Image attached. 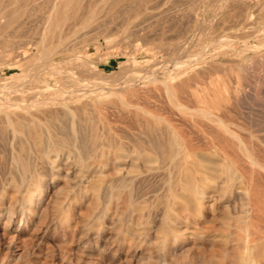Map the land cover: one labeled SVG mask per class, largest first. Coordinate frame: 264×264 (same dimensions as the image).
<instances>
[{"label": "rangeland", "instance_id": "obj_1", "mask_svg": "<svg viewBox=\"0 0 264 264\" xmlns=\"http://www.w3.org/2000/svg\"><path fill=\"white\" fill-rule=\"evenodd\" d=\"M23 1L24 0H6L5 2L2 0L0 2V7L5 6V3H14L10 5H14V7L18 8L17 10L15 8L18 13V15L17 13L14 14V16L17 15L16 17L12 16L10 22L8 21V23L0 25V79L15 75L18 79L21 78V69L29 70V68L32 69L33 66V68L36 69L39 64V53L37 49H40L43 45L51 46L55 44L56 39L51 41L52 43L49 40L50 31L55 32V35L61 33L62 40H65V45L69 46V52H71L70 55H67L66 52L61 54V63L63 65L66 67L71 66L70 69L73 68V71H77L78 69L76 68L81 67L77 72H84V68H86L87 72H84L86 73L84 74V78L90 86L93 85V82L96 83V80L104 79L108 85L119 88L113 91V93L103 97L102 100L95 101V103L93 102L95 105L91 103L90 105H83L82 107L84 113L87 114L88 112L90 115L93 113L91 117L90 115L87 116L84 114L87 118L89 117L88 119H90L93 124L99 122L98 124L100 127L102 126L101 123L103 124V122H105L104 120L111 119L114 123L109 121L113 124L111 125L109 123V125L117 129L116 127L119 125L116 122L120 121V119L118 120L117 118V114L120 118L121 112H123L122 110L126 108L140 111L142 109L141 106H143L146 110L161 111L164 109V111H166L172 107L166 95L167 88L165 84L161 82V80L163 81L165 78L162 69L164 66H167L168 61L176 58L178 59L180 53L176 47L182 46V49L180 48L181 51L185 50L184 52L186 54H184L189 55V59L190 56L194 58L196 55L200 58L193 63V66H196L193 70L172 77L169 83H171L170 86L172 89L173 86L174 88L176 87L173 91L181 95L183 91L189 92V90H194L199 93L200 98H204V102H199L201 105H208L210 107H213V105L217 107L221 106L220 108L222 109L225 105L230 106L233 109V114L237 116L235 122L245 128V130H242L244 128H239L240 131L242 130L243 132H239L238 129L240 135L244 140L247 139L248 142L251 143H247V145L248 147L250 146L249 148L255 152L256 155L259 157L263 155L261 157H264V145H259L264 144V0H231L233 4L230 6V9L224 6L225 0H102V3L99 2L101 0H77V3L79 1L80 3L82 2L81 5L79 3L81 6L80 8H82L83 3V7L87 8V11L82 8L83 11L81 9L80 12V8L78 9L79 6L77 8L73 6L76 4V0H74V4L72 1L70 5L73 4L71 8H74L76 11L68 8V13H63L62 9L56 12L49 11L48 8L50 7L47 5L51 4L52 0H26L27 3ZM89 1H91L92 4L90 2L89 5H87ZM103 1L107 3V5H104L105 3H103ZM93 2H97L103 6L95 3L93 4ZM20 3H23L25 8L23 4H21L20 7ZM95 5L98 6L96 7ZM192 5L195 6V9L190 11V9L193 8ZM75 6H77V4ZM235 7L236 11H234ZM241 8L242 10H240ZM243 8L246 10H243ZM45 9L46 11L48 10V12H46ZM222 9H227L226 11L231 12H227V15H223L222 13L224 11ZM252 11L256 12L254 13ZM191 12L194 14L193 22L191 27L185 32L183 27H185L188 20L187 16L189 17ZM235 12L237 15L234 16V14H236ZM231 13L233 15H231ZM228 14H230V18ZM240 14L244 16L240 17ZM226 16L228 17L227 19ZM239 18H241L240 20L242 21L238 20ZM44 19L50 21L45 27L43 25ZM236 20L239 23L235 22ZM199 22H202L204 26L209 22L221 23L216 27H206V29L198 30L196 24ZM3 26L5 28H3ZM2 28L4 30L3 32L1 30ZM44 29L48 32L46 39L42 38V30ZM253 29L255 32H253ZM174 33H176V35ZM218 36L231 37L232 40L229 42H222L223 44L221 45V42L217 41L219 39ZM182 42L187 48L183 46ZM226 43L229 47L224 45ZM222 46H225L226 49ZM33 49L36 52L22 62H17L14 58L19 52L25 51L31 54V50ZM194 54L195 56H193ZM175 55L177 57H175ZM134 74H137V78L132 83L127 84V81L130 80V77ZM154 74L157 76V80H151L150 75L152 76ZM197 75L198 77H196ZM185 77H189L190 79H188L190 81L182 79H185ZM57 80L58 79L51 78L52 83H55ZM179 81L184 83L181 84ZM180 84L183 87H181ZM188 85L190 86L186 87ZM191 85L193 87L195 86L194 89H192L193 87ZM31 86L34 85L31 84ZM1 87L6 86L2 85ZM9 87L17 89L21 86L12 84V86H7L6 88ZM36 88L39 90L38 86H36ZM195 88H197V90ZM201 90H203V94ZM19 92L23 98H26L23 89ZM220 93L222 96L218 95ZM49 94V91H45L42 96H47ZM208 97L213 98L209 99ZM165 99L170 104L165 102ZM236 101H238L237 103H241L236 105ZM195 103L196 101H194L193 104L190 102L191 105H198V103ZM233 103H235V105H233ZM130 104L134 105L130 106ZM168 105L169 108H167ZM161 106L164 108H161ZM120 107L124 108L121 109ZM86 110L88 111L86 112ZM116 110L119 111V113L116 112ZM238 111L243 112L241 114L244 116L239 115L240 113ZM239 116H241V118ZM92 117H95V119ZM102 118L104 120H102ZM98 119L102 120L101 123ZM248 120L249 122H247ZM104 124L108 123L105 122ZM55 125L57 131H59L61 126L60 123L57 124L55 121ZM256 131L258 133H256ZM254 136L258 138L255 139ZM245 142L247 141L245 140ZM231 143L232 142H228V147L234 145L235 149H228L230 152L226 149L228 153H224L223 150L219 151V147L218 151L221 155L223 153L222 156L219 155V158H223V161H226V158L229 157L228 161L232 163L231 161L234 162L236 159L233 156H237L235 160L237 163H234L237 165H233L237 168H240L238 165L244 166L246 169L248 168L247 170L250 169L249 173L252 174L251 171L254 168L246 164L236 144L233 143L232 146H229ZM206 148L207 150L209 149V152L216 153L210 150V146ZM232 149H234V152ZM255 150H258V153ZM236 152L237 154L239 152V155H235L234 153ZM225 154L229 155L227 156ZM76 160L77 157L75 155L69 156L67 160L68 166L62 167L60 173L57 174L45 173L40 177L39 185L37 182L34 183L31 180V173H0V184L3 182V185H0V210H3V213L0 215V264H240V257L244 252V247L243 242L235 238L238 233L241 234L239 232V225L237 228L238 230L236 226L239 223L240 225L241 223L242 225L245 224V217H242V213L245 212L242 209H244L243 205L245 201H247L248 195L239 188L235 190L236 187L234 186H232L233 188L231 187L233 192L228 189V191L225 190L227 191L225 193L224 189L220 186L223 181L222 177L218 178L219 180L217 179L210 182L221 189L215 188L216 190H214V187H205L204 194L202 193L200 195L202 202L203 200L206 201L203 202L202 217L195 216V218L194 215L192 217L191 212L188 210H185V212H189L188 214L181 210L182 213H180V216L182 217H178L179 219L174 218L170 221L175 229L179 230L175 231V233L178 232L180 234L177 233L175 236V233L169 230L164 234L167 229V222L163 219L165 204L164 201L162 202V199L165 200L168 196L169 187L166 182L167 174L157 173L156 175V173H152L151 175V173H148L150 177L148 174L137 175L136 180V177L131 179V181H135L134 184L129 185V183H124L120 179L121 176L126 173H119L120 175H118L111 162L112 167H110V163L108 164L109 167L107 164L104 165L105 167L107 166L108 169L106 167L105 173H100L103 174V181L98 183V190L96 189L93 195L94 189L91 191V182L95 179L94 175L96 176V174L95 172L93 173V171L95 170L94 165L96 167L97 164L95 162H93V164L92 162L88 164L89 171L83 172V174H88L84 175L85 178L83 176L80 177L82 178L81 182L77 180L80 179L79 177L76 178L79 169L78 160ZM237 160L242 161L238 162ZM247 170L244 172L242 169H238L239 173L236 175L239 177L244 175L249 184L251 182L253 183L250 184V191L253 193L257 192V194H255L257 196L253 197L254 194L250 192L249 197L255 198L258 201L260 198L263 200V171H258V173L260 172L261 174H258L256 171L255 173L257 175L253 172L254 175L252 174V176L247 174ZM241 173L243 174L240 176ZM160 174L162 176L164 174V176L160 177ZM48 175L52 177L50 178ZM87 175L89 176L87 177ZM66 176L68 179H66ZM117 176H120L118 178L120 180L117 179L120 182L116 180ZM224 176L226 177L225 174H223V178H225ZM110 177H112V179ZM155 177L158 178L156 179ZM105 178L108 181H106ZM149 178H152V181L155 178L154 182L157 185L155 186L153 182V184H151ZM159 178H162V180L165 179V182L163 183L161 179V181H159ZM251 179L253 180L251 181ZM143 180L147 181H144L142 184ZM136 181H138L139 184ZM148 181L149 183H147ZM4 182H6V185H4ZM73 182H75L77 187ZM135 183L137 185H135ZM13 184H15V186ZM20 184H22V186H20ZM146 184L150 187L154 185V189L151 187L153 191L150 187L146 186ZM29 185L31 188H29ZM88 185L89 187L91 186V189ZM128 186L130 187L128 188ZM10 187H12V190ZM6 189L9 190V192ZM132 190L134 192L133 202H136L134 204L139 205L138 200H143L141 198L144 197L145 201H142L144 208L140 210L141 212L132 209ZM145 190H149L148 194ZM141 192H145V194ZM25 194H32L33 199L38 201V206L33 209L34 212H30L27 208L24 199L26 196ZM66 194L67 196H65ZM219 194L221 196H219ZM224 194L226 196H224ZM241 196L243 198H241ZM36 197L37 199H35ZM20 200L24 202V204L21 203ZM214 200L215 208L212 211L207 205L208 202H213ZM160 202L163 203V205ZM11 204H13L12 207ZM205 204L206 206H204ZM13 207L16 208L14 209ZM4 208L6 210H4ZM12 208L13 211H15L9 220L8 215L10 212L8 211ZM61 209L64 213L61 212ZM118 211L120 212L118 213ZM226 215L231 216V219H228ZM22 216L26 219L28 218L30 222L25 221V224H20ZM225 216L227 217L225 220L226 222L224 221ZM243 216H245V214H243ZM238 218L239 220L236 224V219ZM6 219L10 226H19L21 228H19L20 231L5 234L3 228ZM22 219V223H24V218ZM254 219L251 221L252 223L248 220V222H250V227L256 225V220ZM160 224L163 226L162 228L159 227ZM251 224H253V226H251ZM145 225L147 228L143 229L142 227ZM227 226L229 227L226 228ZM162 230L164 232H162ZM224 233H226L225 238L215 237L217 234ZM235 248L236 250L238 249V255L236 254ZM254 252V254H257L256 250H254ZM254 254L252 255V258L255 259L254 264H260L264 259L258 254L255 257ZM235 260H237V262H235Z\"/></svg>", "mask_w": 264, "mask_h": 264}, {"label": "bare ground", "instance_id": "obj_2", "mask_svg": "<svg viewBox=\"0 0 264 264\" xmlns=\"http://www.w3.org/2000/svg\"><path fill=\"white\" fill-rule=\"evenodd\" d=\"M1 1L2 0H0V2ZM3 1L6 2V0H3ZM8 1H10V0H8ZM25 1L26 0H24L23 2H25ZM72 1L74 4V0H52V3L48 4L47 6L50 7V8H48L49 11L56 12L59 9H62L63 13H68L67 9L72 7L73 4L70 5V3ZM80 1H82V0H80ZM80 1L77 3V0H76L77 6H75L76 4L73 6L75 8H77L79 6L78 7V9H79L81 7L80 5L82 3V2L80 3ZM92 1H94V0H92ZM90 2L91 1H89L87 5H89ZM99 2L102 3V0ZM25 3H27V1ZM79 3H80V5H79ZM94 3L95 2H93V4ZM103 3H105V2L103 1ZM134 3H135V1H134ZM5 4H6L5 6L0 7V25L8 23V21L10 22V18H12V16H14V14L17 13L16 10L18 9V8L14 7V5L13 6L10 5V4H14V3H10V4L5 3ZM7 4H9V5H7ZM21 4H23V3L19 4L20 7H21ZM83 4H82V8H84ZM91 4H92V2H91ZM95 4H98V3L96 2ZM232 4L233 3L231 2V0H225L224 6L227 8L229 7V9H230V6ZM69 5H70V7H69ZM98 5H102V4H98ZM98 5H95V6L97 7ZM104 5H107V3H105ZM194 5H192L193 8L190 9V11H193L195 9ZM17 6H18V3H17ZM95 6H94V8H95ZM23 7L25 8L24 4H23ZM15 8H16V10H15ZM82 8H80L79 12L81 11ZM90 8H91V6H90ZM84 9H86V11H87V8H84ZM101 9H99V10H101ZM244 9L245 8H243V10ZM246 9H247V5H246ZM31 10H33V9H31ZM226 10L227 9L223 10L224 11L222 13L223 15H225V14L227 15L228 11H226ZM240 10H242V8ZM18 11H20V10H18ZM45 11H46V9H45ZM82 11H83V9H82ZM234 11H236V7H235ZM46 12H48V10ZM77 12H78V10H77ZM230 12H228V13H230ZM252 12H254V11H252ZM242 13H243V11H242ZM238 14H239V12H238ZM17 15H18V13H17ZM65 15H67V14H65ZM228 15L230 18V14H228ZM231 15H233V14L231 13ZM235 15H237V13L234 14V16ZM16 16H14V17H16ZM243 16L244 15L241 16V14H240V17H243ZM193 18H194V14H193V12H191L189 17L187 16L188 20L186 19L187 22L185 24V27H183L184 28L183 30L185 32L189 27H191V24L193 22ZM218 18H220V17H218ZM227 18L228 17L226 16V19ZM240 19L241 18H239L238 20H240ZM247 19H249V18H247ZM240 21H242V20H240ZM49 22L50 21L48 19H46L43 22L44 27L47 24H49ZM221 22H219V23H221ZM233 22H234V20H233ZM235 22H237V20ZM219 23L209 22L208 24L206 23L207 24L206 26H204V24L202 22H199L196 24V28L198 30H201L204 28L206 29V27H208V28L209 27H216ZM237 23H239V22H237ZM237 25H239V24H237ZM3 28H5V27L3 26ZM3 28L1 29L2 32L4 31ZM248 28H250V27H248ZM254 29H253V32H255ZM47 33L48 32L46 29L42 30V38L43 39L47 38ZM223 33H225V32H223ZM256 33H257V29H256ZM75 34H78V33H75ZM174 34L176 35V33H174ZM259 34L261 35L262 33H259ZM5 36H6V34H5ZM218 37H217V39H218ZM55 39H56V42L54 45H51V46L43 45L40 49H37V52L39 53V56H38L39 57V64H38V67L36 69L33 68L34 66L32 67V69L29 68V70L21 69V71H20L21 72L20 73L21 78H18V79L16 78V75L0 79V173H31V180L34 183L37 182V184H38V183H40L39 182L40 177L43 176L45 173H56V174L60 173V169L62 167L68 166L67 165L68 157L71 155H75L77 157V160H78V161L77 160L76 161L79 164L78 165L79 169L77 172L78 174H76V178L77 177L80 178L81 176L84 177L85 174H88V173L83 174V172L89 171L88 164L90 162H92V164H93V162H95L97 164L96 167L94 165L95 170L94 171L92 170L93 173L95 172V174H96V176L94 175V177H95L94 180L92 179L93 177L91 178L93 181L91 182L92 187L91 186L90 187L92 188L91 191H93V189H94L93 195L95 193V190L96 189L98 190V188H97L98 183L103 181V179H102L103 174H100V173H105L106 167L107 166L109 167L108 164L109 163L111 164V162L114 165V168L116 169V172L118 173V175H120L119 173H122V174L126 173L125 175L121 176L120 179L124 183H127V184L129 183V185L134 184L135 181L133 182V181H131V179H133V177H136L135 178V180H136L137 175L148 174V173H151V175H152V173H156V175H157V173H165V175L167 174L166 182H167L169 188H168L167 198L165 197L166 198L165 200L162 199V202L164 201V204H165L164 205L165 211L163 214L164 215L163 219H165V221L167 222L166 223L167 229L165 230L166 232H164L162 230V232H164V234H166L168 232L167 230L174 232V233H175V231H179V230L175 229V227L170 223V221L174 218H177V219L181 218L182 216H180L181 215L180 213H182V212H184V213L187 212L186 214L191 212L192 217H193V215H194V217L195 216H198V217L201 216L202 217V210H203V204H204L203 202H206V201L203 200V202H202L200 195L205 191L204 190L205 187H210V188L214 187V190H216L215 188L219 189L220 187H217V185H215L214 183H213L214 184L213 185L210 182L215 181L218 178L222 177L223 181H222V185L220 184V186L224 189L225 193L228 191V189L232 190V192H233L232 186H234V187H236L235 190H237V188H239L242 192H244L248 195V199H247V201H245V204L243 205L244 209L241 208L245 212V213H242V217H245V224L242 225V223H241L242 226L240 225V223L237 224V221L239 220V218L236 219V224H237L236 229L238 228V225H239V230H240L239 232L241 234H239L237 232L238 233L237 235H239V236L236 235L235 238L237 240L243 242V247H244V250L242 249L244 252L242 251L243 253L240 257V264H254L255 259L252 258V255L255 253L254 250L257 251L256 253L262 259H264V239H263V237H264V198H263V200H261V198H260V200H259L260 202H259L255 198L253 199L252 197H249L250 192L253 193L252 191H250V184L252 183L251 181L253 179H251V181H249V182H251L249 184L246 180V176L243 175L245 177L244 178L243 176L239 177L236 175L237 173H239L238 169H242L245 172L248 168L246 169L244 166L242 167L239 165H238V167H240V168H237L236 166H234V165H237V164H234V163H237V162H235V160L237 159V156L236 157L233 156L234 158H236L235 160L231 156V158L234 160V162L231 161L232 163H230V161H228L229 157L226 158V161H223V158H219V155H221V153L219 151L223 150L224 153H228L227 152L228 149L234 148L233 143L236 144L238 146V149L241 151V154L243 156V160L246 162V164L248 166L254 168L253 170H255V171H253L251 168L252 174H253V172L255 173L256 171H257V173H258V171H263V173H264V160H263L264 157H261L263 155H261L260 156L261 158H260L258 155L255 154V152H253L249 148L250 146L248 147L247 143H249V144H251V143L248 142L247 139H245L247 141V142H245V140L242 138V136L239 133L242 130H245V128L242 127L241 125H239V123L235 122L237 116L233 114V109L230 106H227L224 104L225 106L222 109V108H220L221 106L217 107V106H214L213 104H212L213 107H210L208 105H201V103L199 104V102H204L203 101L204 98L203 99L200 98L198 92H196L194 90L193 91L189 90V92L183 91V93L181 95H179L173 91V89H175L176 87L174 88V86H173V89H172L170 86L171 83H169V81L172 79L173 76L181 74V73H186V72L193 70V68L196 67V66H193V63H195L200 57L197 55L195 56V54H194L193 56H195V57L192 58L190 56V59H189V55H185L186 54L184 52L185 50L181 51V49H182L181 45H180L181 47H176V49L178 50L180 55L178 54L179 55L178 59L177 58L172 59V60L168 61L167 66H164V68L162 69V72L165 74V76H164L165 78L163 79V81L161 80V82H163L165 84V87L167 88V90H166L167 94L166 95H167L171 104L168 103V101L166 99H165L166 100L165 102L172 105V107L170 106L171 108L169 110H166V111H164V109L161 110V108L163 106H161V108H160L161 111L146 110L143 108V106H141L142 109L140 111H138L136 109H127L126 108L125 110H122L123 112H121L122 114H121L120 118L117 114V118H118V120L120 119V121L116 122L119 126L116 127L117 129H114L115 127L112 128L109 125V123L112 122L111 119L108 120L107 118H106L107 120H104L103 118H102V120H104L108 124H104L105 122H103V124H102L101 123L102 120H99V119L98 120L100 121L102 126L99 127V124H98L99 122H97L98 125L93 124V122H91V120L88 119L89 117L88 118L86 117V115L89 116L90 113L88 114V112H87L88 110H86L87 114L84 113V111H82V107H83V105H90L93 102L95 103V101L102 100L103 97L113 93V91H116L119 88L118 87H112V86L108 85L107 82L104 81V79H98V80L93 79V80H96V83L92 81L93 85L90 86L84 78V74H86L84 72L87 70L86 68H84V70H85L84 72L83 71L77 72L78 70H80L79 68H81V67H79V68L77 67L76 69H78V70L73 71L72 70L73 68L70 69L71 66L70 67L68 66L69 67L68 68L61 63V58H62L61 54L66 52L67 55H70L71 52H69V46L65 45L66 44L65 40H62L61 33L58 35H55V32L50 31L49 32L50 42L55 40ZM190 39H193V38H190ZM231 40H232L231 37L220 36L217 41L221 42V45H222L223 44L222 42H229ZM261 41H263V40H261ZM182 44H183V42H182ZM224 45H226V47L228 46L227 43ZM259 45H260V42H259ZM183 46L186 47V45H184V44H183ZM250 46H251V44H250ZM222 47L226 49L225 46H222ZM228 49H230V48H228ZM241 50H243V49H241ZM248 50H249V47H248ZM35 52L36 51L34 49L31 50V54L26 53L25 51L19 52L18 54H16V56L14 58L16 59L17 62H22V61L28 59ZM175 57H177V56L175 55ZM213 57H214V55H213ZM37 60H38V58H37ZM200 64H201V62H200ZM34 65H36V64H34ZM205 66H207V65H205ZM94 71H93V73H94ZM136 75L137 74L132 75L130 77V80L127 81V84L132 83L137 78ZM198 75L196 77H198ZM105 76H103V77H105ZM190 76L193 77L192 75H190ZM51 78L58 79V80L55 81V83H52ZM150 78H151V80H157V76L155 74L152 76L150 75ZM186 78L187 77H185V79L184 78H182V79L186 80V81H188L190 79L189 77H188L189 79L188 78L186 79ZM179 82H181V84L184 83L182 81H179ZM209 82H212V81H209ZM12 84H16V85L18 84L21 87L17 88V89H15L13 87L6 88L7 86H12ZM31 84L34 86H31ZM2 85L6 86V87H1ZM199 85H200V83H199ZM36 86L39 87V90L36 88ZM189 86L190 85H188L186 87H189ZM181 87H183V86L181 85ZM184 87H185V85H184ZM192 87H190V88H192ZM194 87L192 89H194ZM21 89L24 90L26 98H23L22 95L20 94L19 91ZM195 89L197 90V88H195ZM187 90H188V88H187ZM214 90L217 91L216 89H214ZM45 91H49L50 94L47 96H42V94L45 93ZM179 91H181V90H179ZM201 91L203 94L204 93L203 90H201ZM218 95H221V93ZM225 97H226V95H225ZM210 98H213V97H210ZM211 100H210V102H211ZM192 101L193 102L196 101V103H198V105H191V104H193ZM190 102H191V104H190ZM237 102L238 101H236V105L241 103V102L240 103H237ZM212 103H213V100H212ZM127 105H129V104H127ZM131 105L132 104H130V106ZM233 105H235V103H233ZM94 107H93V109H94ZM122 108H124V107H122ZM167 108H169V105ZM89 111H91V110H89ZM241 111H242V109H241ZM116 112L119 113V111H117V110H116ZM239 113H240L239 115L244 116L241 114L243 112H239ZM84 114H86V115H84ZM92 114L93 113H91V115ZM91 115H90V117H91ZM249 115H250V113H249ZM241 116H239V117L241 118ZM92 118L95 119V117H92ZM55 121L57 124L60 123V125H61L59 128L60 129L59 131H57V127H55V126H57V125H55ZM92 121H93V119H92ZM241 121H243V120H241ZM247 122H249V120ZM112 123H114V122H112ZM240 123H242V122H240ZM111 125H113V124H111ZM239 128L240 129L244 128V129H242L240 131ZM189 129H192V130H189ZM238 129H239V132H238ZM249 129H250V127H249ZM246 130H248V129H246ZM248 131H251V130H248ZM252 131H253V129H252ZM256 133H258V132L256 131ZM254 137H255V139L258 138L256 136H254ZM228 142H232L231 144H229V146L230 145L231 146L233 145V146L228 147ZM253 142H257V141H253ZM259 145L263 146L264 144H259ZM207 146H210V148H211L210 150L215 151L216 153L209 152V149L207 150V148H206ZM219 147H220V149H219ZM251 147H252V145H251ZM218 149H219V151H218ZM234 149H232V151ZM217 151H218V154H217ZM259 152H260V150H259ZM234 154L236 155L237 152ZM222 155H223V153H222ZM225 155H227V154H225ZM237 155H239V152ZM237 161L239 162L240 160H237ZM106 164H107V166L105 167L104 165H106ZM112 164L110 165V167H112ZM242 164H244V163H242ZM76 165H77V163H76ZM108 167H107V169H108ZM249 170H247L248 171L247 174L252 175L251 173H249ZM89 173H91V172H89ZM223 174L226 175V177L224 176L225 178H223ZM242 174L243 173H241L240 176ZM258 174H261V173L259 172ZM89 175H91V174H89ZM89 175H87V177ZM153 175H155V174H153ZM91 176H93V175H91ZM159 176L161 177L162 175L160 174ZM163 176H164V174H163ZM49 177L51 178L52 176H49ZM119 177L117 176L116 180ZM149 177H150V175H149ZM110 178L112 179V177H110ZM152 178L151 179L149 178L151 180L150 183L151 184L154 183L156 186L157 184L154 182L156 177L154 178L153 181H152ZM66 179H68L67 176H66ZM73 179H74V177H73ZM120 179H118V180H120ZM160 179L162 180V178H159L158 180L161 181ZM21 180H22V177H21ZM77 180L81 181L82 178L77 179ZM163 180H162V182L164 183L165 179H163ZM106 181H108V180L106 179ZM144 181H147V180H143L142 184L144 183ZM159 181H156V182H159ZM118 182H120V181H118ZM136 182H138V181H136ZM73 183L75 185V182H73ZM77 183H79V182L77 181ZM147 183H149V181ZM41 184H40V186H41ZM43 184H44V182H43ZM138 184H139V182H138ZM4 185H6V182H4ZM13 185L15 186V184H13ZM79 185H80V183H79ZM89 185H88V187H89ZM135 185H137V184L135 183ZM18 186H19V184H18ZM20 186H22V184H20ZM138 186H136V187H138ZM140 186H142V185H140ZM146 186L150 187L148 184H146ZM158 186H159V184H158ZM86 187H87V185H86ZM125 187H127V186H125ZM129 187L130 186H128V188ZM151 187L154 189V185H152ZM151 187H150V189H151ZM10 188L12 190V187H10ZM29 188H31V186ZM32 188H34V187H32ZM255 188H257V187H255ZM1 189H2V186H1ZM34 189H36V188H34ZM39 189H42V188H39ZM153 189H151V190L153 191ZM139 190H141V189H139ZM225 190H227V191H225ZM259 190H260V188H259ZM7 191L9 192V190H7ZM145 191L148 194L149 190L148 191L145 190ZM39 192H40V190H39ZM4 193H7V192H4ZM17 193H18V191H17ZM133 193L134 192L132 190V194H131L132 209L134 211L141 212L140 210H142V208H144L143 207L144 205L142 203V201L144 200V197L141 198L143 200H138L139 205L138 204L136 205V204H134L136 202H133L134 201L133 200L134 199ZM143 193L145 194V192H143ZM217 193H219V192H217ZM221 193H223V192H221ZM237 193H238V191H237ZM96 194H97V192H96ZM220 194H219V196H221ZM253 194H254L253 197L257 196V195H255V194H257V192H255ZM39 195H41V194H39ZM214 195H216V194H214ZM10 196H13V195H10ZM65 196H67V194ZM128 196H129V194H128ZM146 196H148V195H146ZM211 196H213V195H211ZM224 196H226V195L224 194ZM37 197L35 199H37ZM202 197H203V195H202ZM235 197H236V195H235ZM244 197H245V195H244ZM241 198H243V197L241 196ZM24 199L26 201L27 208L30 210V212H34L33 209L38 206L37 205L38 201L33 199L32 194H27ZM215 200L213 202H208V205H207L210 208V210H212V211L215 208ZM70 201H71V199H70ZM140 201L142 204L140 203ZM240 201H241V199H240ZM21 203L24 204V202H22V201H21ZM93 204H94V202H93ZM161 204L163 205V203H161ZM206 204L204 206H206ZM12 206H13V204H11V207ZM60 206H59V208H60ZM5 208H4V210L7 209V208L6 209ZM13 208L15 209L16 207H13ZM13 208L10 209V211H8V212H10L8 215L9 220L11 218V215L15 211V210L13 211ZM8 210H9V205H8ZM181 210H183V211L181 212ZM185 210H188L189 212L188 211L185 212ZM61 212H63L62 209H61ZM119 212L120 211H118V213ZM2 213H3V210H0V215ZM243 214H245V216H243ZM226 216H225V218L223 217L224 221L227 219V217H228V219H231L230 218L231 216H227V217ZM22 218H24V223H22V220H23ZM22 218L20 219V224H25V221L30 222V220L28 218L26 219L23 216H22ZM250 218H252V219H250ZM253 219L256 220V225L253 226V224H251V226H253V227H250L249 223ZM248 220H250V222H248ZM5 222L6 223H5L4 228H3L5 234L6 233L7 234L12 233L14 231H17V232L20 231L21 228L19 226L18 227L10 226L7 219ZM179 223H180V220H179ZM26 225H23V226H26ZM159 227L162 228L163 226H161V224H160ZM228 227L229 226H227L226 228H228ZM138 228H140V227H138ZM142 228L144 229L147 227L145 225ZM160 229H158V230H160ZM137 230H135V231H137ZM17 232H15V233H17ZM174 233H173V236H174ZM177 233H175V236ZM178 234H180V233H178ZM230 235H231V233H230ZM215 237L225 238L226 233L217 234V235H215ZM236 248H235V251L237 254L238 249L236 250ZM257 254H254L255 257ZM235 262H237V260H235ZM260 264H264V260H262V262Z\"/></svg>", "mask_w": 264, "mask_h": 264}]
</instances>
